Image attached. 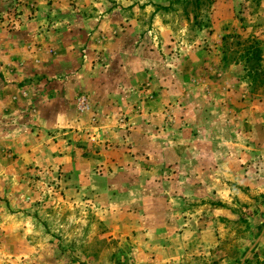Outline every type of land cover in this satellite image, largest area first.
<instances>
[{"label":"rangeland","instance_id":"obj_1","mask_svg":"<svg viewBox=\"0 0 264 264\" xmlns=\"http://www.w3.org/2000/svg\"><path fill=\"white\" fill-rule=\"evenodd\" d=\"M0 264H264V0H0Z\"/></svg>","mask_w":264,"mask_h":264}]
</instances>
